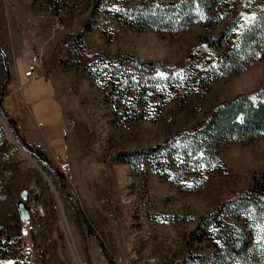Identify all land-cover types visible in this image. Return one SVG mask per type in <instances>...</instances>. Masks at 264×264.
Segmentation results:
<instances>
[{
	"label": "rangeland",
	"instance_id": "1",
	"mask_svg": "<svg viewBox=\"0 0 264 264\" xmlns=\"http://www.w3.org/2000/svg\"><path fill=\"white\" fill-rule=\"evenodd\" d=\"M211 42L224 57L203 58ZM24 72L63 94V153L35 150L20 117ZM263 85L264 0H0V264H264L255 205L221 215L250 241L244 259L219 261L204 221L238 195L264 198V131H197ZM190 138L206 151L187 149Z\"/></svg>",
	"mask_w": 264,
	"mask_h": 264
},
{
	"label": "trees",
	"instance_id": "2",
	"mask_svg": "<svg viewBox=\"0 0 264 264\" xmlns=\"http://www.w3.org/2000/svg\"><path fill=\"white\" fill-rule=\"evenodd\" d=\"M246 0H242L244 2ZM192 11V9H191ZM189 11L188 18H192ZM250 20H254V18L251 17ZM248 25V24H247ZM244 29V28H243ZM261 31V29H256L252 31L253 34H256L257 31ZM213 42L210 44V48L208 47L207 55L203 56L209 57V56H217L218 58L224 57L222 53L219 52H212V45ZM248 45V40H247ZM196 55V54H195ZM197 57H201L197 54ZM88 61H93L99 59L97 56H87L86 57ZM217 58V59H218ZM135 61V60H132ZM196 61H191L189 66L194 65ZM134 63L142 65V66H152L154 69H157L160 72L163 73H170V74H179L185 67L180 66L176 68H166L162 64L158 62H146V61H138L136 60ZM212 128L214 132L218 134H227V133H237V132H243L246 135H252L257 134L261 135V133L264 131V85L261 86L256 92H254L251 95L243 96L238 98L235 101L224 103L216 107L209 118L205 121V123L199 127L200 133H202L206 128ZM168 145V142L162 143L161 145L152 148L150 151H159L161 149H166ZM187 149H191L196 151L197 153H200V151H206V139L200 138L199 140H193L189 139V142L185 145ZM35 150L39 153H42L40 148L38 146H35ZM142 156H145V154H148L147 152H140L139 153ZM124 156L128 154H122ZM121 155V156H122ZM258 185V184H257ZM256 187V186H255ZM255 188H253L254 192ZM257 191L250 194H241L236 196L231 201L227 202L225 206H221L219 211L215 214L208 216L204 219L206 221L205 225L208 227H212L213 234L216 235V238L221 243V247L217 250L221 251L223 253V256L219 255V261H223L225 263V256H234L240 259L246 258L248 254V247L250 244V241L245 238H241L240 232L235 229L233 226H226L224 225L221 215L222 211L226 207L233 208V211L241 210V208H244L248 205H255L258 210L264 212V198L257 195ZM225 210V209H224ZM208 231V230H205ZM206 232L203 234H200L199 241L200 242H206L207 240L204 239V236ZM4 243H9L11 245H16L18 241H10L7 240ZM209 247H217L215 243L213 242H206ZM19 246L24 248V244L19 241ZM216 257V258H217ZM217 262V261H216ZM14 264H22V262H18L15 260ZM217 264H220L217 262Z\"/></svg>",
	"mask_w": 264,
	"mask_h": 264
},
{
	"label": "crops",
	"instance_id": "3",
	"mask_svg": "<svg viewBox=\"0 0 264 264\" xmlns=\"http://www.w3.org/2000/svg\"><path fill=\"white\" fill-rule=\"evenodd\" d=\"M38 82V80H31L29 72L20 74L19 91L24 107V113L21 114L20 117L24 122L28 134L35 141V145L46 154H52L55 156L56 153H63L67 150L66 126L64 151H60L62 146L54 144V142H56V134L57 132L59 133V130L56 129H58V126L63 120L66 124V101L57 86L44 82V84H40V86H37L36 88ZM51 103H55L59 110L53 119L50 118L51 111L49 108L42 107V105ZM47 134L49 135V143L47 142Z\"/></svg>",
	"mask_w": 264,
	"mask_h": 264
},
{
	"label": "water",
	"instance_id": "4",
	"mask_svg": "<svg viewBox=\"0 0 264 264\" xmlns=\"http://www.w3.org/2000/svg\"><path fill=\"white\" fill-rule=\"evenodd\" d=\"M2 103V101H0V104ZM28 191L24 190L22 193H21V196H22V199L23 200H27L28 198ZM17 206H18V209H19V213H20V216L22 217V219L26 222H28L30 220V217H31V213H30V210H29V207L27 205L26 202L20 200L18 203H17Z\"/></svg>",
	"mask_w": 264,
	"mask_h": 264
},
{
	"label": "snow or ice",
	"instance_id": "5",
	"mask_svg": "<svg viewBox=\"0 0 264 264\" xmlns=\"http://www.w3.org/2000/svg\"><path fill=\"white\" fill-rule=\"evenodd\" d=\"M162 75V74H161ZM9 264H11V262H9Z\"/></svg>",
	"mask_w": 264,
	"mask_h": 264
}]
</instances>
